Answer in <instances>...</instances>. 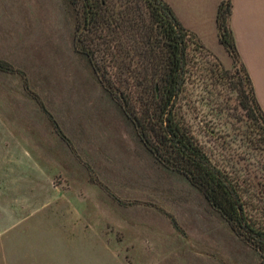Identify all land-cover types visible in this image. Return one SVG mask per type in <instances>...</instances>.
Returning <instances> with one entry per match:
<instances>
[{
    "label": "rangeland",
    "instance_id": "374dc122",
    "mask_svg": "<svg viewBox=\"0 0 264 264\" xmlns=\"http://www.w3.org/2000/svg\"><path fill=\"white\" fill-rule=\"evenodd\" d=\"M75 15L66 0H0L11 69L0 70V264H257L146 150L75 50ZM209 59L196 55L187 83L190 129L213 163L261 191L264 150L230 83L209 80Z\"/></svg>",
    "mask_w": 264,
    "mask_h": 264
},
{
    "label": "trees",
    "instance_id": "16d2710c",
    "mask_svg": "<svg viewBox=\"0 0 264 264\" xmlns=\"http://www.w3.org/2000/svg\"><path fill=\"white\" fill-rule=\"evenodd\" d=\"M66 2L76 13L75 50L86 56L146 150L162 166L184 176L258 253L257 264H264V188L251 193L250 179L213 163L183 110L187 83L197 72L196 55H206L211 58L206 67L209 80L230 83L264 150V111L230 26L232 0H221L216 14L219 41L232 58L230 68L182 25L165 0ZM0 70L11 69L0 63Z\"/></svg>",
    "mask_w": 264,
    "mask_h": 264
},
{
    "label": "crops",
    "instance_id": "0c3cea01",
    "mask_svg": "<svg viewBox=\"0 0 264 264\" xmlns=\"http://www.w3.org/2000/svg\"><path fill=\"white\" fill-rule=\"evenodd\" d=\"M165 1L182 25L196 33L226 67H231L232 58L218 38L216 14L221 0ZM230 26L264 111V0H232Z\"/></svg>",
    "mask_w": 264,
    "mask_h": 264
}]
</instances>
